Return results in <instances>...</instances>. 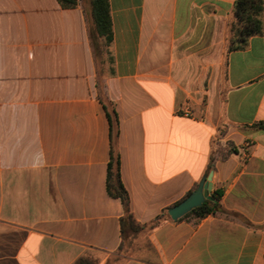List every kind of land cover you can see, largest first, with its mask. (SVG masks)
I'll use <instances>...</instances> for the list:
<instances>
[{"label": "crops", "instance_id": "1", "mask_svg": "<svg viewBox=\"0 0 264 264\" xmlns=\"http://www.w3.org/2000/svg\"><path fill=\"white\" fill-rule=\"evenodd\" d=\"M235 1L109 0L107 49L87 0H0V264H264V31L228 50ZM104 104L153 229L122 232ZM211 171L215 212L172 219Z\"/></svg>", "mask_w": 264, "mask_h": 264}, {"label": "trees", "instance_id": "2", "mask_svg": "<svg viewBox=\"0 0 264 264\" xmlns=\"http://www.w3.org/2000/svg\"><path fill=\"white\" fill-rule=\"evenodd\" d=\"M65 7H73L78 0H59ZM90 6V19L93 32L98 38H102L107 49L113 40L112 18L109 0H87ZM264 0H236L233 6L232 16L227 26L228 50L242 49L247 45L250 37L259 35L264 31ZM107 116L111 124V158L107 167V191L115 198H120L124 206V215L121 218L122 232L137 231L140 229H153L161 224V217L149 224L141 225L137 222L130 207V197L121 177V155L115 146L114 139L119 133V119L115 108L104 104ZM257 126L264 128V122ZM219 193L213 195V201H207L187 214H196L206 217L215 212L218 205ZM75 264H90L79 259Z\"/></svg>", "mask_w": 264, "mask_h": 264}, {"label": "water", "instance_id": "3", "mask_svg": "<svg viewBox=\"0 0 264 264\" xmlns=\"http://www.w3.org/2000/svg\"><path fill=\"white\" fill-rule=\"evenodd\" d=\"M212 178L213 171L209 175L205 176L196 190H194L188 197H186L179 204L169 208L168 213L172 219L177 220L178 218L186 215L193 209L202 206L206 201H213L214 198L211 194L212 190Z\"/></svg>", "mask_w": 264, "mask_h": 264}, {"label": "built area", "instance_id": "4", "mask_svg": "<svg viewBox=\"0 0 264 264\" xmlns=\"http://www.w3.org/2000/svg\"><path fill=\"white\" fill-rule=\"evenodd\" d=\"M182 114L186 115V116H191V110L189 109V107H185L183 110H182ZM247 146H249V143L247 144ZM230 149L231 150H234V146L233 144H230Z\"/></svg>", "mask_w": 264, "mask_h": 264}]
</instances>
